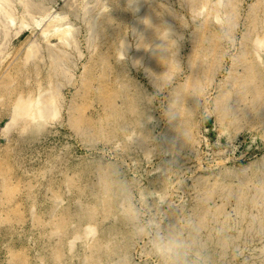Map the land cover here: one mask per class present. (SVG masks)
Here are the masks:
<instances>
[{"label": "rangeland", "instance_id": "1", "mask_svg": "<svg viewBox=\"0 0 264 264\" xmlns=\"http://www.w3.org/2000/svg\"><path fill=\"white\" fill-rule=\"evenodd\" d=\"M10 1L0 264H166L157 232L185 264H264V0ZM51 90L56 116L5 125Z\"/></svg>", "mask_w": 264, "mask_h": 264}, {"label": "bare ground", "instance_id": "2", "mask_svg": "<svg viewBox=\"0 0 264 264\" xmlns=\"http://www.w3.org/2000/svg\"><path fill=\"white\" fill-rule=\"evenodd\" d=\"M27 0H25V1H23L22 3H23V6L25 7V10L27 11L26 13H25V15L26 14H28V12H29V6H33V4H27L28 2H30V1H28V2H26ZM95 1V3H96V1L97 0H94ZM99 1V0H98ZM105 1V0H104ZM9 2H11L10 0H0V14H1V16L2 17H4V19H2V20H4V22L5 23H7V22H9V21H12L13 20V17L10 15V13L9 12H11L12 13V11H10L11 9V7H10V3ZM18 2V1H17ZM19 2H21V1H19ZM32 2V1H31ZM134 2V1H133ZM191 2L193 3L194 1H192L191 0ZM35 3V2H34ZM104 3V2H103ZM136 3V2H135ZM142 3V2H141ZM192 3H191V5H192ZM210 3H212V2H210ZM231 3V2H230ZM230 3H228V4H230ZM13 4V3H12ZM38 4H39V2H38ZM37 4V5H38ZM94 4V3H93ZM205 4H206V1H205ZM36 5V6H37ZM87 5V4H86ZM96 5V4H95ZM140 5V4H139ZM204 5V4H203ZM202 5V6H203ZM226 5V4H225ZM231 5V4H230ZM22 6V5H21ZM31 6V7H32ZM39 6H41L40 4H39ZM90 6V5H89ZM103 7H104V5H102ZM136 6V5H135ZM193 6V5H192ZM201 6V7H202ZM34 7V6H33ZM32 7V8H33ZM38 7V6H37ZM85 7V6H84ZM91 7V6H90ZM94 7V6H93ZM92 7V8H93ZM228 7V6H227ZM230 7V6H229ZM232 7L233 6H231V9H232ZM14 8V7H13ZM36 8V7H35ZM87 8V7H86ZM204 8V7H203ZM42 9V8H41ZM40 9V10H41ZM201 9V8H200ZM24 10V9H23ZM30 10H32V9H30ZM38 11H39V9H37ZM202 10V9H201ZM228 10V9H227ZM230 11V10H229ZM37 12V11H36ZM74 12V11H73ZM89 12V11H88ZM76 13V12H75ZM225 13V15L227 14V12H224ZM24 14V13H23ZM58 14V13H57ZM56 14V15H57ZM86 13H84V15H85ZM100 15L102 14V13H99ZM98 14V15H99ZM75 15V14H74ZM77 15V14H76ZM83 15V16H84ZM90 15V14H89ZM97 14H96V16H98ZM228 15V14H227ZM0 16V17H1ZM28 16H31V14L30 15H28ZM35 16V15H34ZM91 16V15H90ZM93 16V15H92ZM33 17V16H32ZM55 17V16H54ZM57 17V16H56ZM95 17V16H94ZM146 17H149V16H146ZM29 18V17H28ZM145 18V17H144ZM227 18V17H226ZM230 18V17H229ZM32 18H30V20H31ZM41 19V18H40ZM43 19V18H42ZM59 19H60V17H59ZM87 19H88V17H87ZM91 19H92V17H91ZM147 19V18H146ZM149 19V18H148ZM217 19V18H216ZM231 19V18H230ZM33 20V19H32ZM89 20V19H88ZM95 20H97V19H95ZM219 20V19H218ZM1 21V20H0ZM14 21V20H13ZM22 21H23V19H22ZM92 21V20H91ZM138 21H139V19H138ZM146 21H148V20H146ZM150 21V20H149ZM226 21V20H225ZM228 21V20H227ZM3 21H1L0 23H2ZM3 22V23H4ZM26 22V21H25ZM34 23H38L37 22V20H34L33 21ZM141 22V21H140ZM232 22V21H231ZM12 23H14V22H12ZM23 23V22H22ZM94 23H95V21H94ZM98 23V22H97ZM96 23V24H97ZM100 23V22H99ZM52 24V23H51ZM87 24H88V22H87ZM6 25V24H5ZM62 25V24H61ZM60 24H57V23H53L52 25H50V28H48V27H46V28H44V29H42V31H41V34L43 35V38L44 37H47V35H48V33H51V35H55L56 36V39H58L62 44H64V46H65V44H68V42H69V40H70V38L72 39V37H71V31H72V29L70 28V26H61ZM4 26V25H3ZM7 26H10V23H9V25H7ZM89 26V25H88ZM92 26V25H91ZM90 26V27H91ZM147 27V25H144V27ZM5 27V26H4ZM96 27H97V25H96ZM89 28V27H88ZM143 28V27H142ZM149 28H151L150 26H149ZM3 29V28H2ZM1 29V30H2ZM6 29V28H5ZM4 29V30H5ZM92 29V28H91ZM144 29V28H143ZM9 30V29H8ZM89 31H90V29H88ZM142 30V29H141ZM146 31H147V29H145ZM3 31V30H2ZM2 31H1V33H2ZM95 30H93L92 32H94ZM149 31V30H148ZM8 32V31H7ZM142 34H143V32H142ZM146 34V33H145ZM4 35H6V34H3V37H4ZM147 35H148V33H147ZM7 36V35H6ZM90 37H91V35H90ZM92 37H93V34H92ZM3 39H5V38H3ZM163 39V38H162ZM262 39H263V37L259 40V39H257L256 41L259 43V44H263L262 43ZM3 41V40H2ZM255 41V42H256ZM156 42V41H155ZM34 43V42H33ZM59 43V42H58ZM71 43H72V41H71ZM75 43V42H74ZM36 44V43H35ZM61 44V45H62ZM73 44V43H72ZM256 44V43H255ZM259 44H257V45H259ZM1 46V45H0ZM2 46H3V44H2ZM35 46V45H34ZM75 46V45H74ZM257 47V46H256ZM260 47V46H259ZM262 47V46H261ZM37 48V47H36ZM2 49V48H1ZM29 51H28V56H30V55H33V53H35V51L37 50V49H35L34 47H33V45H32V47H30V49H28ZM61 50V49H60ZM38 51H40L39 49H38ZM1 52H2V50H1ZM64 52V51H63ZM36 53H38L37 51H36ZM35 53V54H36ZM67 53V52H66ZM142 53V52H141ZM140 53V54H141ZM34 54V55H35ZM61 54H62V52H61ZM38 55V54H37ZM142 55V54H141ZM36 56V55H35ZM65 56V55H64ZM34 57V56H33ZM66 57H67V55H66ZM56 58V57H55ZM27 59H28V57H27ZM58 59H60V58H57V60ZM62 60V59H61ZM66 61H67V59H66ZM59 63V61H56V62H54V63ZM61 62V61H60ZM53 63V64H54ZM62 63V62H61ZM60 64V63H59ZM63 64H64V62H63ZM64 66V65H63ZM55 69H57L56 67H55ZM66 70H67V68H66ZM60 73H62L61 71H60ZM67 73V72H66ZM63 74H65V73H63ZM68 74V73H67ZM63 76H66V74L65 75H63ZM255 85V84H254ZM252 87V86H251ZM50 88V87H49ZM57 88V87H56ZM254 88H256L255 86H254ZM58 89V88H57ZM255 90V89H254ZM256 91V90H255ZM50 93H48L49 95H47V97L45 98V100H43L42 102L41 101H39V99H41L42 97H40V98H38L37 100H35V102L33 101V104L31 103L32 102V100H30L31 102H29V101H26V100H24V99H18V101H17V103H15V105H14V107H13V113H12V116H11V118H10V120L8 121V122H6V124L5 125H7V126H9V124H13L14 122H17L16 120L19 118V119H21L20 117H30V118H34L35 116L38 118V117H40V119H41V117L43 118V116L46 114V115H54V116H56L54 113H55V108H53V106H54V103H55V100H56V97H57V93H56V90L55 91H53V90H51V91H49ZM254 92V91H253ZM41 93V92H40ZM39 94V93H38ZM40 95V94H39ZM41 96V95H40ZM257 96V95H256ZM37 97H38V95H37ZM58 97H59V95H58ZM57 97V98H58ZM42 99H44V98H42ZM56 105V104H55ZM177 108V107H176ZM175 108V109H176ZM179 108V107H178ZM57 112V111H56ZM11 115V114H10ZM54 116H52V117H54ZM44 117H46V116H44ZM29 118V121L30 120H32V119H30ZM48 118V117H47ZM26 119H28V118H26ZM25 119V120H26ZM39 119V118H38ZM35 120V119H34ZM43 120V119H42ZM45 120V119H44ZM28 121V120H27ZM28 121V122H29ZM15 125V124H14ZM6 127V126H5ZM11 127V126H10ZM9 128V127H8ZM7 128V129H8ZM4 129H6V128H4ZM88 227V226H87ZM90 227V226H89ZM94 228V227H93ZM92 228V229H93ZM91 230V229H90ZM72 243V242H71ZM73 244L74 243H72L71 245L73 246ZM69 246V245H68ZM71 248V247H70Z\"/></svg>", "mask_w": 264, "mask_h": 264}, {"label": "clouds", "instance_id": "3", "mask_svg": "<svg viewBox=\"0 0 264 264\" xmlns=\"http://www.w3.org/2000/svg\"><path fill=\"white\" fill-rule=\"evenodd\" d=\"M152 243L155 250L162 256L171 257L166 264H185V259H182L185 244L179 238L170 233L157 232L152 237Z\"/></svg>", "mask_w": 264, "mask_h": 264}]
</instances>
